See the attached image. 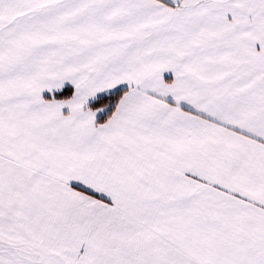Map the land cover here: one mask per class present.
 Listing matches in <instances>:
<instances>
[{
    "label": "snow or ice",
    "instance_id": "obj_1",
    "mask_svg": "<svg viewBox=\"0 0 264 264\" xmlns=\"http://www.w3.org/2000/svg\"><path fill=\"white\" fill-rule=\"evenodd\" d=\"M0 264H264V0H0Z\"/></svg>",
    "mask_w": 264,
    "mask_h": 264
}]
</instances>
